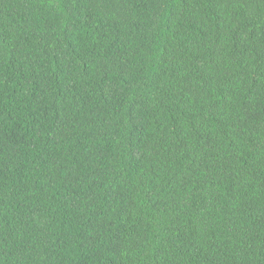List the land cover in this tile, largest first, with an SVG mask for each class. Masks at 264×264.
Returning <instances> with one entry per match:
<instances>
[{
	"label": "trees",
	"instance_id": "obj_1",
	"mask_svg": "<svg viewBox=\"0 0 264 264\" xmlns=\"http://www.w3.org/2000/svg\"><path fill=\"white\" fill-rule=\"evenodd\" d=\"M0 264H264V0H0Z\"/></svg>",
	"mask_w": 264,
	"mask_h": 264
}]
</instances>
